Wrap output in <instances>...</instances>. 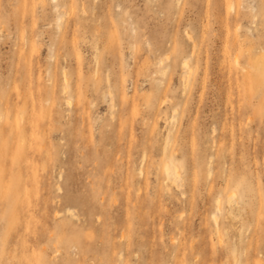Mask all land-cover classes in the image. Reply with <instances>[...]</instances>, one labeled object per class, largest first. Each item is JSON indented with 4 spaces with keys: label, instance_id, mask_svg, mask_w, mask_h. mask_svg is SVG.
<instances>
[{
    "label": "rangeland",
    "instance_id": "1",
    "mask_svg": "<svg viewBox=\"0 0 264 264\" xmlns=\"http://www.w3.org/2000/svg\"><path fill=\"white\" fill-rule=\"evenodd\" d=\"M260 46L264 0H0V264H223L205 182L264 206Z\"/></svg>",
    "mask_w": 264,
    "mask_h": 264
},
{
    "label": "bare ground",
    "instance_id": "2",
    "mask_svg": "<svg viewBox=\"0 0 264 264\" xmlns=\"http://www.w3.org/2000/svg\"><path fill=\"white\" fill-rule=\"evenodd\" d=\"M260 51H256L250 55V57L247 59V62L249 66L253 68L252 73V83L254 85H259L264 81V67L258 68L256 66L257 62V56L263 52V47L260 46ZM188 62V61H187ZM98 64V61H96ZM187 65V63H186ZM189 65V64H188ZM96 71L98 70L97 66L95 67ZM246 71V69H243ZM158 87H160V81L157 82ZM113 91V90H112ZM105 98H108V94H104ZM110 97V96H109ZM47 103H49V99H45ZM168 150V147L166 148V151ZM163 168L166 171V173L169 176H172L174 178L180 177V169L178 165H173L170 160H166L163 162ZM197 171H194V178H193V185L197 186ZM209 174L211 177L207 176L206 184L208 185V191L209 194H212L216 197V209L214 211H211L212 214V225L213 228L211 231L216 234L217 241L219 245H221L223 250V257L222 263L223 264H264L259 263L258 261L254 262L251 260L252 257V249H256L259 247L260 239H264V235L261 232L259 235L260 238L254 239L251 238L255 234L252 232H257L258 227L264 230V217H262V214H264V206H259L260 209H254L252 206V203H248L247 205H244L241 207L238 206L239 201L236 198V188L238 186L234 184L237 178H234L233 176L228 177L226 175L223 178V182L225 183V188L221 191H215L214 190V182L217 180L216 177L213 176V167L210 166L209 168ZM228 187H230L227 200L230 204V208L226 212L223 210V203L224 198L223 194L225 191H227ZM243 188L245 190L246 195H249V187L244 186ZM245 195V194H244ZM193 206L196 203L195 197L192 198ZM235 209H239L240 211L244 212L242 213L241 217L240 215H237L235 213ZM250 216L256 217V223L252 227ZM221 217H223V221H221ZM194 248V259L197 261L199 253L197 250V244H193ZM260 249H263V246L260 247ZM259 260H264V257L258 258ZM251 260V261H250ZM1 261V259H0ZM3 262V261H2Z\"/></svg>",
    "mask_w": 264,
    "mask_h": 264
}]
</instances>
